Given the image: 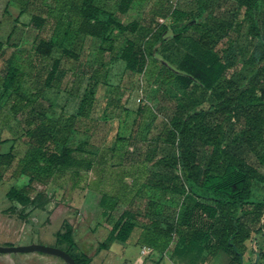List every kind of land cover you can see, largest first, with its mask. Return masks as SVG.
I'll use <instances>...</instances> for the list:
<instances>
[{"label": "trees", "instance_id": "obj_1", "mask_svg": "<svg viewBox=\"0 0 264 264\" xmlns=\"http://www.w3.org/2000/svg\"><path fill=\"white\" fill-rule=\"evenodd\" d=\"M135 1L118 0L117 11L128 13ZM70 4L78 17L77 35L100 41L96 60L110 54L129 72L142 73L150 57L172 52L165 37L171 29L177 46L173 62L178 72L159 92L161 129L149 138L134 139L132 150L123 155L143 166L146 177L141 190L157 191L164 197L174 194L180 200L178 208L165 206L159 210L160 200L147 195L150 200L146 211L140 213L149 236L146 243L165 251L177 237L174 253L181 258L188 253L197 258L208 250L206 262L222 249L231 257V264H244L248 243L264 241V200H252L254 183L264 184V0H180L170 13L173 22L154 26L138 19L123 23L94 0H70ZM32 21L41 32L46 19L35 15ZM141 29L146 34L140 38L137 35ZM121 37L124 42L117 48ZM188 38L200 52L182 50ZM58 41L54 33L38 34L33 51L38 58H49ZM5 50L6 43L0 40V58ZM63 53L77 58L68 48H63ZM60 65L59 59L55 60L48 72V86L58 79ZM23 76L24 72L9 59L2 88L21 97L23 103L14 104L19 111L31 109L35 103L21 92ZM93 88H86L77 114L58 121L46 117L51 106L29 109V148L16 175L31 174L33 181L55 179L71 171L75 186L90 189L93 160L84 158V151L72 146L70 140L81 122L93 120ZM141 103L146 110H153L145 99ZM169 105L172 108L167 113ZM116 107V111L123 109L121 104ZM122 128L119 120L110 130L107 150L115 151L124 141ZM5 143L6 139H0V145ZM13 150L12 146V151L0 155L2 166L14 163L17 154ZM2 178L0 171V181ZM83 179L85 184L81 185ZM31 192L28 184L20 189L12 187L6 195L22 205L44 208L45 202L31 200ZM95 199L104 215L116 211L120 204L117 195L108 193H99ZM140 216L138 212H124L111 226L109 236L99 243L97 252L115 241L126 242ZM74 234V225L65 220L57 241L68 245L66 251L77 263L89 264L92 257L80 251ZM260 257L264 258V250Z\"/></svg>", "mask_w": 264, "mask_h": 264}, {"label": "rangeland", "instance_id": "obj_2", "mask_svg": "<svg viewBox=\"0 0 264 264\" xmlns=\"http://www.w3.org/2000/svg\"><path fill=\"white\" fill-rule=\"evenodd\" d=\"M94 2L123 23L138 19L154 26L159 23L160 18H164V23L168 25L173 22L170 18L172 7L168 0H136L126 14L117 11L118 0H94ZM70 5V0H0V39L6 41L5 53L0 58V139L7 140V143L0 145V155L12 151V146L13 152L17 154L13 164L8 166L0 164V171L3 174L0 181V235L3 236L0 238V245L20 246L37 243L67 250L69 249L67 244L57 241V232L63 230L65 220H69L76 230V241L83 246L80 247V251L87 252L89 257H94V251L98 247V242L94 240L103 241L106 238L108 232L104 233V229L110 231L111 226L124 212L130 214L138 212L139 216L140 213L144 214L146 205L142 200L143 193L146 196L155 195V198L162 203H169L174 208L179 206L180 200L174 194H167L164 197L162 193L158 195L150 190H141L142 169L130 159L123 158L126 150H132L133 146L130 143L134 139L149 138L161 129L163 119L157 114L160 106L159 92L163 90L167 80L178 72L173 62L177 46L169 28L165 37L172 52L163 51L150 57L142 73L127 71L125 65L121 61L112 60L110 54H104L103 59L97 61L100 41L94 37L77 35L78 17ZM35 15L46 19L41 32L33 24L32 19ZM100 16L106 17L104 14ZM52 33L59 37V41L51 56L38 58L33 51L36 36L38 34L50 36ZM145 34V29H141L137 36L141 38ZM123 42L124 39L121 37L116 44L117 48ZM63 48H68L77 55V58L64 54ZM182 50L200 52L191 38L186 40ZM10 58L12 63L24 72L21 92L26 98L36 101L31 109L38 111L43 104H52L48 116L53 119H57L62 113L67 117L76 112L86 88L94 87V103L91 111L93 120L91 123L81 122L79 130L70 140L72 146L80 147L84 151V158L93 160V168L89 172L90 189L83 190L79 185L75 186L71 171L55 179L38 178L33 181H30L31 174L16 175V172H20L22 168L20 160L29 148L26 133L30 125L27 120L32 119V115L29 111L30 107L21 111L14 107V103H23L19 95L15 100V94L10 96V92L3 91L2 82ZM58 58L61 64L59 69L63 70L64 74L60 73V78L54 79L48 86V72ZM101 62L105 65H101ZM142 95L143 100L151 103L153 110H146L139 102ZM120 104L123 109L116 111V106ZM110 105H115L114 109ZM171 108L169 105L167 113ZM118 119L123 122L122 135L125 139L116 146L115 151L111 152L106 148L108 144L106 139ZM239 128L238 126L237 130ZM28 184L32 186L31 200L45 202V209L30 203L22 205L7 199L6 193L12 187L20 189ZM80 184H85V179L81 180ZM99 193L117 195L120 199L118 209L104 215L103 210L97 207L95 199ZM252 200L253 202L264 200V184L257 181L254 183ZM143 223L144 220L140 216L131 239L148 241L147 230L142 231ZM176 241L177 237L173 239L161 259L157 257L161 261L159 264H173L176 254L172 245ZM122 250L121 244L113 245L111 253L107 254L103 262L128 264L129 261L136 260L134 253L125 255ZM263 250V240L250 241L243 257L244 264H252L256 254H260ZM33 254L43 256L42 264H67L62 258L53 255L40 252ZM18 255L23 258L25 253ZM208 255V250H204L197 258L196 255L188 253L174 264H210L211 260L205 262ZM0 256L3 259L0 261L2 264L11 255L0 253ZM33 257V255L26 256V258ZM225 258L226 256L221 253L212 259L211 264H219L225 261ZM89 264L96 263L91 261ZM257 264H264V258L260 257Z\"/></svg>", "mask_w": 264, "mask_h": 264}, {"label": "crops", "instance_id": "obj_3", "mask_svg": "<svg viewBox=\"0 0 264 264\" xmlns=\"http://www.w3.org/2000/svg\"><path fill=\"white\" fill-rule=\"evenodd\" d=\"M0 40H2V39H0ZM3 42H5L6 43V41H4V40H2ZM10 59H12V58H10ZM58 59H60V58H58ZM9 60V59H8ZM15 65V64H14ZM17 68H19L17 65H15ZM52 68V67H51ZM20 70H21V68H19ZM22 71V70H21ZM60 73H61V75H63V73H64V71L63 70H61V71H58V73H57V77L58 78H60L59 77V75H60ZM10 96H12V94H10ZM15 100L17 99V94H15ZM36 102V101H35ZM15 104V103H14ZM42 104V103H41ZM43 107L42 108H47V107H49V106H51V108L53 107V105L52 104H48V105H45V104H43L42 105ZM113 107V106H112ZM51 108L50 109H48V112H49V110H51ZM77 110H78V108H77ZM48 112H47V118H49V119H52V120H56V121H58V120H60V119H64L65 118V116H66V114L65 113H62V115L60 116V117H58L57 119H53V118H51V117H49L48 116ZM75 114H77V111L76 112H74V113H72V114H69V115H75ZM68 115V116H69ZM79 130V129H78ZM77 131H75V133H76ZM138 166H140V168L142 169V177H143V179H142V182H141V184H140V186L142 185V183L144 182V178L146 177L144 174H143V166L142 165H140V164H138ZM154 193H158L157 191H153V194ZM143 195L144 196H142V200H143V202L145 203V205H146V207L144 208V213H145V211H146V208H147V205H148V202H149V200H150V198H148L149 196H146V194L145 193H143ZM169 197V196H168ZM152 200H155V201H158V199L157 198H155V195L151 198ZM159 202V210L160 209H162V208H164L165 206H171L169 203L168 204H164V203H162L161 201H158ZM161 202V203H160ZM105 230V232L104 233H107V236H106V238L109 236V233H110V231L108 230V229H104ZM142 231H146V228H145V226L143 225V229H142ZM75 236H76V230H75V234H74V239H75ZM132 236V235H131ZM130 236V237H131ZM129 237V239L126 241V242H120V241H115L108 249H105V250H103L102 251V253H100L99 254V252H97V249L94 251V257H92V261L93 262H95L96 264H105V262H103V260L106 258V256H107V254H109V253H111V250L113 249V245H115V244H121L122 245V248H123V250L121 251L122 253H125V255H129V254H135V256H136V260H133L132 262L131 261H129V263L128 264H155V263H160L161 261H160V259H161V257L163 256V253H165L166 252V250H168V249H166L165 251H161L159 248H153V247H151V246H149L147 243H146V241H143V240H140L139 238H137L136 240L134 239V238H130ZM105 238V239H106ZM104 239V240H105ZM103 240V241H104ZM75 241H76V239H75ZM94 241H96V242H98V245H99V243H101V242H103V241H100L99 239H96V240H94ZM77 242V244H78V246H79V248L80 247H83L80 243H78V241H76ZM97 245V246H98ZM176 245H177V241L176 242H174V244L172 245V247L175 249L176 248ZM117 246V245H116ZM81 249V248H80ZM130 250H133V252H129ZM140 252H141V254H140ZM174 252V251H173ZM84 253H86L87 255H88V253L87 252H84ZM149 253V254H148ZM221 253H223L225 256H226V258L224 259L225 261H223V262H220L219 264H231V257L224 251V250H219L217 253H216V255L214 256V257H217L218 255H221ZM176 254V253H175ZM160 257V259L158 258L157 259V257ZM91 257V256H90ZM213 257V258H214ZM212 258V259H213ZM181 259V256L177 253L176 255H175V261L173 262V264L174 263H178V261ZM212 259H211V263H212ZM157 260V262H155ZM210 263V264H211ZM205 264H207V263H205Z\"/></svg>", "mask_w": 264, "mask_h": 264}, {"label": "water", "instance_id": "obj_4", "mask_svg": "<svg viewBox=\"0 0 264 264\" xmlns=\"http://www.w3.org/2000/svg\"><path fill=\"white\" fill-rule=\"evenodd\" d=\"M255 242V239L253 240ZM40 252L48 255L56 256L57 258H62L67 264H79L76 262L75 258L72 255L59 247L47 246L43 244L31 243L28 245H20V246H1L0 245V253H4L7 255H15L19 253H35ZM260 258V254H256L255 261L252 264H257Z\"/></svg>", "mask_w": 264, "mask_h": 264}, {"label": "flooded vegetation", "instance_id": "obj_5", "mask_svg": "<svg viewBox=\"0 0 264 264\" xmlns=\"http://www.w3.org/2000/svg\"><path fill=\"white\" fill-rule=\"evenodd\" d=\"M6 197H7V195H6ZM7 199L8 200H12V199H9L8 197H7ZM12 201H15V200H12ZM41 209H45V207L44 208H41ZM1 237H3V236L0 235V238ZM27 255H33L34 257L33 258H26ZM41 259L44 260L43 256H38V255L33 254V253H26L25 256H23V258L21 256H19L18 254H15V255L12 254L11 256H9L8 258H6L5 261H4V263H2V264H11V263L12 264H42V260ZM2 260L3 259L0 256V261H2Z\"/></svg>", "mask_w": 264, "mask_h": 264}, {"label": "built area", "instance_id": "obj_6", "mask_svg": "<svg viewBox=\"0 0 264 264\" xmlns=\"http://www.w3.org/2000/svg\"><path fill=\"white\" fill-rule=\"evenodd\" d=\"M179 2H180V0H168V3L172 7V10L178 5ZM159 22L160 23H164L165 19L164 18H160ZM142 100H143V95H142V97L139 98V102H142Z\"/></svg>", "mask_w": 264, "mask_h": 264}]
</instances>
